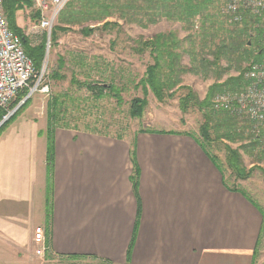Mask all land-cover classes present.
<instances>
[{"label":"crops","instance_id":"1","mask_svg":"<svg viewBox=\"0 0 264 264\" xmlns=\"http://www.w3.org/2000/svg\"><path fill=\"white\" fill-rule=\"evenodd\" d=\"M31 12L16 13L25 35ZM35 113L0 134V264L251 263L261 209L227 187L224 167L187 130L130 140L56 128L47 225V120Z\"/></svg>","mask_w":264,"mask_h":264},{"label":"trees","instance_id":"2","mask_svg":"<svg viewBox=\"0 0 264 264\" xmlns=\"http://www.w3.org/2000/svg\"><path fill=\"white\" fill-rule=\"evenodd\" d=\"M4 14L6 16L10 30L22 40V46L25 54L32 60L33 66L39 70L45 58V35L40 37L37 43H32L31 39L25 35L24 30L16 25L17 11L26 7H31L29 0H2ZM221 0H70L65 6L64 11L59 16V22L66 25H82L84 23L93 24V27H83L79 31L84 36L91 35L96 29L107 28L109 26H117L116 21H107L109 18H116L128 24H134L141 28L157 23L161 19L170 22L180 23L186 31L200 30L199 37L195 39L196 46L189 44L185 51L189 55L190 67L182 66L179 62L182 54L176 52L175 49L180 47L181 40L176 38L174 32L158 33L150 39L140 41L137 51L142 53L144 49L149 50L152 58V64L148 65L144 71L143 77L140 79L138 86L143 91L144 98H133L130 102L128 114L131 118H140L143 109L147 103L145 96L150 91L158 101H162L166 96L173 97L176 89L180 88L181 73L191 71L195 74H201L204 78L209 77L212 73L217 74V82L213 83L202 101L195 98L193 92L184 87L187 93L180 98L179 107L185 112L190 105L199 109H205L203 112L204 122L200 126L199 131L202 139L210 143L212 142L210 126L212 121L216 122L217 128H214L215 139H225L237 142L242 139V135L235 133L230 136L228 132L220 133L218 126L220 124L228 127V122L232 130L244 132L247 129V135L251 140L252 146H258L255 141V133L253 124L239 115H232L227 111H218L216 114L211 110V100L216 94L225 92L234 93L244 87L243 73L251 62L260 61L264 57V23L254 14L245 13L242 21L228 23L223 21L225 14L218 10ZM33 18L35 22H39V13L34 11ZM220 19V20H219ZM101 25H97L100 24ZM258 25V26H257ZM61 29H69L62 27ZM202 35V36H201ZM187 39H191L188 35ZM251 41V45L248 44ZM205 54V55H204ZM209 55L211 60L207 57ZM224 62V66L223 65ZM246 62L247 66L243 63ZM63 57H58L57 71H52L49 78L53 81H61L65 76L60 73L64 67ZM222 64V65H221ZM239 72L238 76H228L223 82H218L223 74L229 71ZM70 84L80 88H85L95 98H101L107 91L116 100L117 104H121V91L115 86L101 85L87 82H80L74 77L70 79ZM26 95L21 92L16 99L11 102L10 110L14 109ZM30 102V98L25 102L0 126V134L22 113ZM213 108V106H212ZM5 111L0 109V122ZM74 122L79 120L77 116L69 115L65 106V101L61 100V95H57L50 99L46 105V189H45V214L46 224L51 212V170L53 165V132L56 128L84 130L93 134L108 136L96 129L88 127L81 129L77 123L70 125L68 120ZM242 126H239L238 123ZM245 128V129H244ZM42 135V132L39 133ZM118 137V136H117ZM253 137V138H252ZM120 138V137H118ZM243 140V139H242ZM241 140V141H242ZM199 145L201 146V142ZM203 146V144H202ZM203 148V147H202ZM241 149L243 147H240ZM263 150V149H262ZM264 151V150H263ZM225 164L231 173L237 179H247L251 176L252 170L244 171L240 154L237 149H233L230 145H224ZM133 158V151H131ZM262 157V155H261ZM263 158V157H262ZM224 163V162H223ZM253 168V167H252ZM264 175V174H263ZM264 180V176H263ZM138 175L134 168L132 175L133 188H137ZM226 185V184H225ZM227 186V185H226ZM229 187V186H227ZM230 190H236L242 193L248 199L247 195L236 188L229 187ZM249 200V199H248ZM250 201V200H249ZM256 206V205H255ZM258 207V206H257ZM264 220V218H263ZM263 230V221L260 229L259 237ZM257 241V244H258ZM132 243L128 249L131 248ZM257 250L253 252L252 258ZM47 258L48 255H45ZM67 258H73L68 256Z\"/></svg>","mask_w":264,"mask_h":264},{"label":"rangeland","instance_id":"3","mask_svg":"<svg viewBox=\"0 0 264 264\" xmlns=\"http://www.w3.org/2000/svg\"><path fill=\"white\" fill-rule=\"evenodd\" d=\"M228 2L229 0H221L218 10L222 11ZM33 14L34 10L32 9L29 18L24 20L26 23L24 25L25 32L33 44L37 43L43 34L46 36L45 82L49 85V92L47 94H34L22 113L35 109L37 116L39 115L38 113L46 115L47 103L51 98L61 95V100L65 101L67 113L79 118L76 122L69 119L68 123L70 125L77 123L81 129L88 127L112 137L118 136L130 140L143 131L157 129L187 130L193 133L217 159L218 163L224 167L228 186L244 190L248 198H251L261 209L263 230H261L256 254L251 259L250 264H264V151L259 144L256 147L252 146V139L249 140L246 134L247 129L244 128L246 133L238 132L236 129L234 131L229 127L231 124L229 122L228 127L220 124L218 131L220 133L228 132L232 137L235 136V133H238L242 135V141L232 142L227 140V138L214 140L213 126L215 128L217 126H215L216 122L212 121L210 124L212 142H205L199 131L200 126L204 122L203 112L205 109L190 105L185 112H182L179 107L180 98L187 93L184 87L190 89L195 98L202 101L209 87L217 82V74L212 73L209 77L204 78L201 74H195L191 71L181 73L179 76L181 87L175 90L173 97L166 96L162 101H158L148 91L145 96L147 103L143 109L142 116L140 118H131L128 114L131 100L133 98H144L145 94L138 86V83L143 77L146 67L153 62L148 49H144L142 53L137 51L138 47H140L139 42L150 39L158 33L174 32L176 38L181 40L180 47L175 49L176 52L182 54L179 62L182 66L190 67L189 55L185 49H188L189 44L196 46L195 39L199 37L200 30L186 31L180 23L170 22L165 19H161L146 28H141L116 18H109L107 21H116L118 25L109 26L105 29L99 28L91 35L84 36L79 30L83 27H93L95 25L89 23H84L80 26L66 25L59 22V14L53 24L50 35L47 36L42 29L37 27L38 23L35 22ZM223 21L229 23L227 17ZM62 27H68L69 29L63 30L61 29ZM188 35H191L192 41L187 39ZM250 42L248 41L249 45H251ZM58 57H63L65 63L63 69L60 70L65 79L53 81L49 78V75L52 71H57ZM206 58L211 60L209 55ZM224 65L223 62L222 66ZM243 65L247 66V63L244 62ZM238 74L239 72L231 70L228 74H223L218 82H223L228 76L235 77ZM73 77L80 82H87L91 85L99 83L104 85V87L111 85L119 88L121 91V104L118 105L115 98L107 91L103 97L95 98L85 88L71 85L70 79ZM217 95L219 94L215 96ZM215 96L212 99H215ZM211 110L214 112L213 114L218 112L212 106ZM181 124L184 126H181ZM238 125L242 126L240 122ZM225 144L239 151L241 163L246 173L254 169L249 178L237 179L231 173V170L224 166L226 165L224 159ZM240 147L243 148L241 149ZM33 256L35 260H43L41 256L35 254Z\"/></svg>","mask_w":264,"mask_h":264},{"label":"built area","instance_id":"4","mask_svg":"<svg viewBox=\"0 0 264 264\" xmlns=\"http://www.w3.org/2000/svg\"><path fill=\"white\" fill-rule=\"evenodd\" d=\"M29 1L31 8L39 13L37 27L49 36L54 22L70 0ZM222 12L229 23H240L245 13L256 15L264 23V0H229ZM45 78V61L43 60L39 70L34 68L32 60L23 50L22 40L10 30L3 2L0 0V109L5 111L2 120L11 116L13 109L10 110V104L20 92H26L20 102L36 93L47 94L49 85ZM243 81L244 87L239 91L215 96L212 106L215 110L222 109L234 116L240 115L244 119L258 121L259 126L253 127L256 134L254 138L264 150V57L248 64L243 73ZM34 240L37 244H42L41 249L36 250L37 255H42L45 251L42 229H35Z\"/></svg>","mask_w":264,"mask_h":264},{"label":"water","instance_id":"5","mask_svg":"<svg viewBox=\"0 0 264 264\" xmlns=\"http://www.w3.org/2000/svg\"><path fill=\"white\" fill-rule=\"evenodd\" d=\"M26 99H24V101H25ZM24 101H22V102H20L13 110H12V114L24 103ZM11 114V115H12ZM7 120V119H6ZM6 120H2L1 122H0V126L3 124V122H5Z\"/></svg>","mask_w":264,"mask_h":264},{"label":"bare ground","instance_id":"6","mask_svg":"<svg viewBox=\"0 0 264 264\" xmlns=\"http://www.w3.org/2000/svg\"><path fill=\"white\" fill-rule=\"evenodd\" d=\"M233 22H235V21H233ZM21 93V92H20ZM17 97V96H16ZM16 99V98H15ZM14 99V100H15ZM25 102V101H24ZM214 109V108H213ZM215 110V109H214ZM220 110H222V109H220ZM220 110H216V111H220ZM222 111H225V110H222ZM240 116V115H239ZM249 120V119H248ZM252 124H253V127L254 126H259V122L258 121H252V120H249ZM253 132H254V130H252ZM255 133V132H254ZM256 135V134H255Z\"/></svg>","mask_w":264,"mask_h":264}]
</instances>
